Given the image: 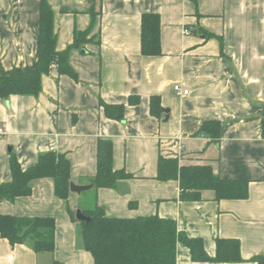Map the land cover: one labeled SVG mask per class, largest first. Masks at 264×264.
Returning <instances> with one entry per match:
<instances>
[{"label":"crops","instance_id":"1","mask_svg":"<svg viewBox=\"0 0 264 264\" xmlns=\"http://www.w3.org/2000/svg\"><path fill=\"white\" fill-rule=\"evenodd\" d=\"M54 11L57 50H65L75 30L91 26L89 9L98 13L94 41L70 54L78 79L61 74L58 57L43 76L42 91L0 98V184L10 181L11 156L23 169L41 153L62 152L71 178L89 184L97 172L100 139L113 143V165L132 177L116 188L91 190L93 204L111 217L159 215L201 237L212 256L218 238L240 243L241 262L194 261L188 247H177V264H259L264 254V0H49ZM161 18V54L142 51V16ZM40 0H0V77L33 70L38 63ZM189 30V33L185 32ZM211 33L213 36H206ZM223 38V46L220 43ZM189 90L177 95L174 85ZM139 101L130 103L129 98ZM159 96L169 110L151 113ZM101 101L124 104V118L108 117ZM209 121L222 125L219 142L200 133ZM178 158L183 165H211L223 178L249 181L245 199L217 200L204 190L202 200L181 199L176 180H159L158 159ZM29 196L0 201V212L54 217V252L12 245L0 235V264H93L77 240L68 200L55 195L52 178L32 182ZM94 190V191H92ZM93 205V206H94ZM93 208V207H92Z\"/></svg>","mask_w":264,"mask_h":264},{"label":"trees","instance_id":"2","mask_svg":"<svg viewBox=\"0 0 264 264\" xmlns=\"http://www.w3.org/2000/svg\"><path fill=\"white\" fill-rule=\"evenodd\" d=\"M92 23L86 30H75L73 42L62 51L57 50V33L54 25V11L49 0H40L38 63L33 70L14 76L0 77V98L7 100L11 95H38L42 91L43 76L50 70L51 59L58 57L61 74L78 79V74L70 62L73 49H82L94 41L91 28L99 12L95 6L89 9ZM161 18L157 13L142 16V51L145 55L161 54ZM206 36H213L209 33ZM221 46L223 38L220 37ZM139 101L138 96L129 98L130 103ZM108 117L124 118V104H107L101 101ZM164 108L159 96L151 98V113L161 118ZM222 125L219 121L206 122L200 133L209 135L219 142ZM264 135V119H263ZM10 181L0 184V201H15L18 197L29 196L33 191L32 182L37 179L52 178L55 195L68 200L71 194V162L62 152L41 153L38 161L23 169L18 158L11 156ZM132 174L125 169H115L113 165V143L110 139H100L97 151V172L89 178L94 189L116 188L120 181L129 179ZM157 179L176 180L180 187V197L189 201L202 200L204 190H213L217 200L245 199L249 196V181L223 178L211 165H183L178 158L158 159ZM69 205L66 210L71 219L80 225L79 242L93 255V264H177V247L182 244L189 248L194 261L241 262L240 243L233 238H218L216 254L210 255L201 237H193L179 228L173 218L159 215L137 217H111L106 207L95 203L93 208L82 209L91 217L90 222L76 218V209ZM56 221L54 217L15 216L0 212V235L12 245L27 244L35 252H54ZM264 264V254L251 258Z\"/></svg>","mask_w":264,"mask_h":264},{"label":"water","instance_id":"3","mask_svg":"<svg viewBox=\"0 0 264 264\" xmlns=\"http://www.w3.org/2000/svg\"><path fill=\"white\" fill-rule=\"evenodd\" d=\"M164 111L166 112V118L165 121H167V119L169 118V110L164 109ZM93 187L92 184H76L74 182L71 183L70 185V190L71 192L77 193V194H81L83 191L86 190H90ZM118 189L120 190V187L118 186ZM76 218L78 220L81 221H86V222H90L91 221V217L87 216L82 208H78L76 210Z\"/></svg>","mask_w":264,"mask_h":264},{"label":"rangeland","instance_id":"4","mask_svg":"<svg viewBox=\"0 0 264 264\" xmlns=\"http://www.w3.org/2000/svg\"><path fill=\"white\" fill-rule=\"evenodd\" d=\"M94 191V190H92ZM93 200L91 198V190H86V191H83L82 194L80 195V199H79V204H78V208H84V209H88V208H92L94 207L93 206ZM77 210V209H76ZM77 224V240H81L80 239V225L79 223H76Z\"/></svg>","mask_w":264,"mask_h":264},{"label":"built area","instance_id":"5","mask_svg":"<svg viewBox=\"0 0 264 264\" xmlns=\"http://www.w3.org/2000/svg\"><path fill=\"white\" fill-rule=\"evenodd\" d=\"M185 32L189 33V30L185 29ZM173 89L177 95H186L189 93V90L182 88L180 84H175ZM4 134H5V128L0 125V138H2Z\"/></svg>","mask_w":264,"mask_h":264}]
</instances>
